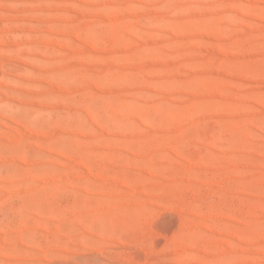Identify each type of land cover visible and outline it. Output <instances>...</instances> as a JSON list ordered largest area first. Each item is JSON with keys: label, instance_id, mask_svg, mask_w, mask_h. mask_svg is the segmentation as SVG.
<instances>
[{"label": "rangeland", "instance_id": "1", "mask_svg": "<svg viewBox=\"0 0 264 264\" xmlns=\"http://www.w3.org/2000/svg\"><path fill=\"white\" fill-rule=\"evenodd\" d=\"M0 264H264V0H0Z\"/></svg>", "mask_w": 264, "mask_h": 264}]
</instances>
